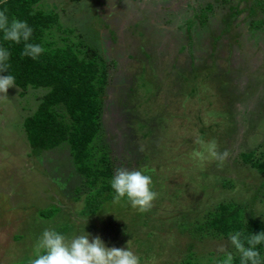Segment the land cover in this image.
Returning a JSON list of instances; mask_svg holds the SVG:
<instances>
[{
  "label": "rangeland",
  "instance_id": "1",
  "mask_svg": "<svg viewBox=\"0 0 264 264\" xmlns=\"http://www.w3.org/2000/svg\"><path fill=\"white\" fill-rule=\"evenodd\" d=\"M40 8L62 27L46 41L91 49L104 64L94 145L111 164L107 181L118 168L140 170L158 194L146 213L122 199L70 217L65 236L90 234L109 248L130 241L141 264H213L221 246L236 258L228 237L194 230L229 203L264 222V175L242 160L264 145V0H42ZM45 93L20 96L14 86L0 99V264L29 262L42 232L63 225L36 219L51 196L79 212L89 191L76 195L85 180L66 145L31 155L22 124ZM197 136L230 152L222 167L192 158Z\"/></svg>",
  "mask_w": 264,
  "mask_h": 264
},
{
  "label": "trees",
  "instance_id": "2",
  "mask_svg": "<svg viewBox=\"0 0 264 264\" xmlns=\"http://www.w3.org/2000/svg\"><path fill=\"white\" fill-rule=\"evenodd\" d=\"M41 1L0 0V10L6 9L10 20L15 18L26 21L33 29L29 42L39 44L45 49L35 60L23 56L24 42L16 44L4 41L3 33L0 32V46L10 52L8 72L0 75L11 74L15 77V86L20 89V96L29 88L45 90L46 93L40 99L37 109L25 118L22 124L31 155L39 156L43 152L66 145L76 174L85 180L83 186L76 189V195L84 194V187L89 189L83 195L85 200L81 210L74 211L76 214L68 210L66 202L64 205L52 196L50 198L53 203L39 210L37 220L43 219L46 224L52 226L63 223L56 231L66 235L73 217L79 215L80 218H90L100 211L104 204L114 201L115 193L110 181L106 179L112 175L111 164L105 163L106 154L96 150L94 145L101 129L99 94L101 86L105 84V70L104 64L96 61L97 54L95 55L93 50L88 49L81 55L73 45L55 47L45 40L48 30H60L62 27L58 22L57 13H45L40 8ZM260 6L262 4L258 3L259 8ZM257 150L258 148L243 154V164L264 175V145L259 154L255 155ZM97 153L101 155L96 160ZM102 163L106 164L103 168L100 167ZM100 179L102 180L98 183ZM124 201V204L129 205L126 198ZM58 216H62V219L58 220ZM70 217L72 219H69ZM236 231H242L245 235L259 234L264 232V222L253 217L245 219V210L229 203L220 205L217 213L205 225L197 226L194 230L197 236L212 232L214 236L223 237H228L230 232ZM257 248L261 259L264 260V244ZM184 264L193 263L188 261ZM234 264H240L239 254L234 258Z\"/></svg>",
  "mask_w": 264,
  "mask_h": 264
},
{
  "label": "clouds",
  "instance_id": "3",
  "mask_svg": "<svg viewBox=\"0 0 264 264\" xmlns=\"http://www.w3.org/2000/svg\"><path fill=\"white\" fill-rule=\"evenodd\" d=\"M0 32L3 40L24 42L23 56L37 59L45 52L39 44L30 43L33 29L26 21L11 19L7 10H0ZM10 52L0 46V73L8 72ZM16 85L15 77L11 74L0 75V99H7L8 89ZM199 146L191 153L194 160L216 161L218 166H223L230 157V152L218 150L217 142L213 139L205 141L197 136L194 141ZM144 150L143 146L139 149ZM114 203H120L127 199L133 209L140 213H146L153 207V202L158 194L153 191V181L150 175L140 170L118 168L111 179ZM228 238L235 252L239 254L240 264H264L257 246L264 244V232L245 235L242 231L230 232ZM171 242V241H170ZM130 241L127 249L107 247L100 237L90 239V234L74 236L68 239L64 234L52 229H45L36 240L33 250V258L29 264H141L140 258L130 249ZM218 251L223 257L218 264H234V254L226 247H219Z\"/></svg>",
  "mask_w": 264,
  "mask_h": 264
}]
</instances>
